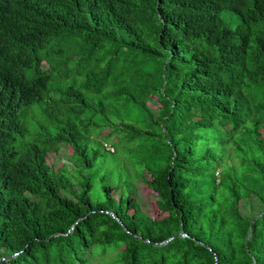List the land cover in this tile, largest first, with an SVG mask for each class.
<instances>
[{
  "label": "trees",
  "instance_id": "trees-1",
  "mask_svg": "<svg viewBox=\"0 0 264 264\" xmlns=\"http://www.w3.org/2000/svg\"><path fill=\"white\" fill-rule=\"evenodd\" d=\"M0 258L264 264V0H0Z\"/></svg>",
  "mask_w": 264,
  "mask_h": 264
},
{
  "label": "rangeland",
  "instance_id": "rangeland-1",
  "mask_svg": "<svg viewBox=\"0 0 264 264\" xmlns=\"http://www.w3.org/2000/svg\"><path fill=\"white\" fill-rule=\"evenodd\" d=\"M151 106L156 107L157 104L155 105L154 103H150ZM110 130V128H106L104 130V133L108 132ZM109 144V143H108ZM109 146V145H108ZM64 151L66 152H72V149H60V153H62V158L63 160L60 161L59 164H62V162L64 160H67L66 155L64 154ZM60 154H55V153H51L49 155V163H54L55 158H57ZM138 197L141 200V203L144 207L145 210H147L148 212H150V214L154 217H162L163 214L161 213V211L159 210L158 206H157V198H156V193L145 183L143 182H139L138 183ZM99 258L96 259V261H98Z\"/></svg>",
  "mask_w": 264,
  "mask_h": 264
},
{
  "label": "water",
  "instance_id": "water-1",
  "mask_svg": "<svg viewBox=\"0 0 264 264\" xmlns=\"http://www.w3.org/2000/svg\"><path fill=\"white\" fill-rule=\"evenodd\" d=\"M118 218V217H117ZM184 235H187L186 233H179V234H177V235H175V236H172L171 238H169V239H167V240H165V241H163V242H153L154 244H156V245H162V244H165V243H167L168 241H170V240H172L173 238H175V237H179V236H184ZM210 249H211V247H209ZM1 259V258H0Z\"/></svg>",
  "mask_w": 264,
  "mask_h": 264
}]
</instances>
